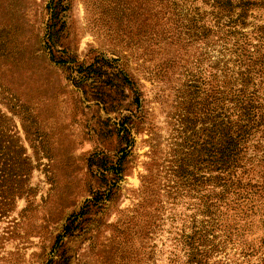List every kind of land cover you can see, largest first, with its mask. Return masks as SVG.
<instances>
[{"label":"rangeland","instance_id":"374dc122","mask_svg":"<svg viewBox=\"0 0 264 264\" xmlns=\"http://www.w3.org/2000/svg\"><path fill=\"white\" fill-rule=\"evenodd\" d=\"M50 2L0 0V83L30 109L25 118L0 105L29 169L17 185L21 193L0 199V264H47L52 255L59 261L63 249L69 264H188V237L208 218L204 185L194 190L177 172L182 160L193 170L204 137V115L197 120L182 92L197 66L209 80V57L218 53H207L204 43L186 45L187 36L174 38V16L159 13L157 0H62V32L49 42ZM51 51L85 65L119 59L137 84L140 107L127 87L92 80L74 86ZM125 116L132 141L115 198L94 208L53 254L67 219L104 190L90 160L99 153L116 162L117 124ZM239 223L214 229L219 251L211 264H264L261 217Z\"/></svg>","mask_w":264,"mask_h":264},{"label":"trees","instance_id":"16d2710c","mask_svg":"<svg viewBox=\"0 0 264 264\" xmlns=\"http://www.w3.org/2000/svg\"><path fill=\"white\" fill-rule=\"evenodd\" d=\"M48 8L51 19L47 39L51 42L62 32L57 28L62 0H51ZM157 8L166 17L174 16V38L187 36L183 39L186 45L204 43L207 53H218L209 57L212 64L208 81L199 66L197 71H188L182 98L197 120L202 117L199 113L204 115V137L201 146L195 148L193 170L186 160L177 169L182 184L188 182L194 190L200 183L205 187L201 208L208 220L204 228H197L188 237V264H211L210 259L219 251L212 237L214 229H232L233 224L237 229L239 221L256 215L264 224V0H157ZM51 60L67 66L74 86H86L92 80L103 86L127 87L140 107L137 84L119 59L96 57L85 65L68 55L57 57L51 51ZM16 100V94L0 83V105L3 102L11 112L18 113L19 109V115L28 117L24 114H29L30 109ZM131 125L126 116L117 124L121 147L116 162L108 163L99 153L91 158V166L99 168L105 188L67 219L53 254L63 249L65 238L73 237L88 222L94 208L102 209L115 198L129 156ZM14 127L0 108V199L21 193L17 185L25 182L29 171L22 148L15 145ZM63 254L64 249L59 261L52 255L47 264H69Z\"/></svg>","mask_w":264,"mask_h":264}]
</instances>
